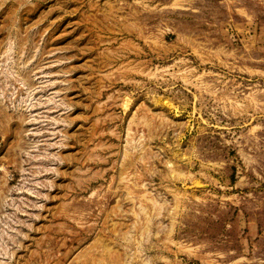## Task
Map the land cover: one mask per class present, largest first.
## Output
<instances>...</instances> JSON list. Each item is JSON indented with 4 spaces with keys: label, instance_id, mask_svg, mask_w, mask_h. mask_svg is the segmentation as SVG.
Here are the masks:
<instances>
[{
    "label": "rangeland",
    "instance_id": "rangeland-1",
    "mask_svg": "<svg viewBox=\"0 0 264 264\" xmlns=\"http://www.w3.org/2000/svg\"><path fill=\"white\" fill-rule=\"evenodd\" d=\"M0 264H264V0H0Z\"/></svg>",
    "mask_w": 264,
    "mask_h": 264
}]
</instances>
